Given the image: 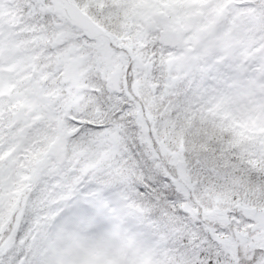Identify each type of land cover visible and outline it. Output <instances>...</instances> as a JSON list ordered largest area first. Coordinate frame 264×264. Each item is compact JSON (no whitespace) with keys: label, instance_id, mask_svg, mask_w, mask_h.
<instances>
[{"label":"snow or ice","instance_id":"1","mask_svg":"<svg viewBox=\"0 0 264 264\" xmlns=\"http://www.w3.org/2000/svg\"><path fill=\"white\" fill-rule=\"evenodd\" d=\"M0 264H264V0H0Z\"/></svg>","mask_w":264,"mask_h":264}]
</instances>
